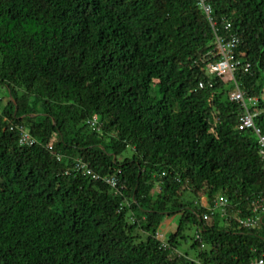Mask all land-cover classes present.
I'll return each instance as SVG.
<instances>
[{
	"label": "trees",
	"instance_id": "trees-1",
	"mask_svg": "<svg viewBox=\"0 0 264 264\" xmlns=\"http://www.w3.org/2000/svg\"><path fill=\"white\" fill-rule=\"evenodd\" d=\"M213 7L217 32L197 0H0V264H253L264 254V213L252 229L239 223L264 194L259 138L238 128L233 84L201 71L230 22L251 65L237 79L260 102L264 135V0ZM96 116L99 131L87 125ZM11 126L36 144L20 146ZM76 159L117 174L118 189L73 171ZM220 196L225 213L205 219ZM170 219L177 230L158 238Z\"/></svg>",
	"mask_w": 264,
	"mask_h": 264
},
{
	"label": "built area",
	"instance_id": "built-area-1",
	"mask_svg": "<svg viewBox=\"0 0 264 264\" xmlns=\"http://www.w3.org/2000/svg\"><path fill=\"white\" fill-rule=\"evenodd\" d=\"M198 7L200 11L204 13L209 23L215 29L217 25L216 18L214 16V7L213 0H197ZM226 34H218L216 37V49L218 51L217 60L213 63L207 64L201 71L204 72L207 76H215L222 78L226 82L233 84L234 89L230 93V100L233 102L240 103L244 109V114L240 119L239 130L252 129L255 131L256 135L259 138L260 145V154L264 158V135L261 130L256 126L255 119L259 114L262 113L260 110V102L257 98L248 97L247 94L241 90V84L237 79V73L240 70L244 72H249L251 65L246 63L244 64L237 54L238 47L240 45V39L233 32V27L230 22L225 23ZM203 84H200V88H203ZM88 127L93 131L100 130V120L96 116L87 121ZM16 129L19 133V144L23 147H30L36 144V140L31 135L29 129L23 126H11V130ZM49 151H53V146H48ZM61 157L58 155L57 160H60ZM78 174H82L85 177L91 178L92 180L98 181L102 180L111 188L117 190L119 187V179L117 174L101 176L96 174L90 166L83 161L82 159H76L72 168ZM67 172L66 174H68ZM206 206V205H204ZM228 207V200L220 196L218 201L215 204V207L211 208L210 215L205 216V219L212 217L216 212L222 214L225 213V209ZM260 213H264V194L257 199L255 202V208L253 215L249 218L240 219L239 223L246 229H252L253 227L259 225L261 222ZM158 238L162 236L158 233ZM166 247V244H163ZM195 264H202L200 261L193 260ZM253 264H264V254L259 256Z\"/></svg>",
	"mask_w": 264,
	"mask_h": 264
},
{
	"label": "rangeland",
	"instance_id": "rangeland-1",
	"mask_svg": "<svg viewBox=\"0 0 264 264\" xmlns=\"http://www.w3.org/2000/svg\"><path fill=\"white\" fill-rule=\"evenodd\" d=\"M263 83H264V79H263ZM6 99H7V96H6V93H5L4 89L0 88V108H3L6 105V101H5ZM131 152H132V149L129 148L127 153H125V156L131 155ZM202 201L206 205L208 204V202H207V200L205 198ZM203 202H202V204H203ZM164 223H165V221L163 222V224L160 226V229H159V234L162 236L163 240L166 239L169 234L174 233L177 230L178 220L177 219H170V220H168L167 224H164ZM189 246H190V241L189 242H185L183 244V247L180 249L181 252L182 253L186 252ZM193 254H194L193 251H189V255L191 257L193 256Z\"/></svg>",
	"mask_w": 264,
	"mask_h": 264
},
{
	"label": "crops",
	"instance_id": "crops-1",
	"mask_svg": "<svg viewBox=\"0 0 264 264\" xmlns=\"http://www.w3.org/2000/svg\"><path fill=\"white\" fill-rule=\"evenodd\" d=\"M203 200V199H202ZM203 202V201H202ZM203 205H206L204 202H203ZM168 223V220H165V223L164 224H167ZM191 257V256H190ZM195 257V254H193V256L191 258H194Z\"/></svg>",
	"mask_w": 264,
	"mask_h": 264
}]
</instances>
